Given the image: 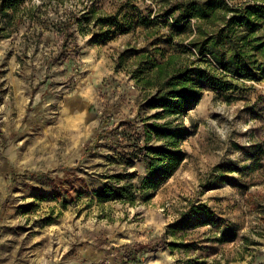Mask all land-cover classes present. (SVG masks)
I'll list each match as a JSON object with an SVG mask.
<instances>
[{
  "label": "rangeland",
  "instance_id": "1",
  "mask_svg": "<svg viewBox=\"0 0 264 264\" xmlns=\"http://www.w3.org/2000/svg\"><path fill=\"white\" fill-rule=\"evenodd\" d=\"M160 1L135 0L118 18L123 33L111 36L81 18L92 9L113 16L127 0H22L14 32L0 21V264H264V80L236 79L229 91L198 80L202 98L174 122L191 135L172 177L147 202L95 196L116 175L127 177L122 183L135 175L139 187L146 148L169 149L146 142L148 126L174 118H151L162 114L151 105L156 87L134 72L142 55L196 57L178 48L189 39L160 17ZM189 1L207 2L168 0L166 8ZM147 16L158 23L152 37L141 26ZM252 20L236 27L239 35L264 36V18ZM192 206L189 224L169 231ZM163 234L166 244L124 259Z\"/></svg>",
  "mask_w": 264,
  "mask_h": 264
},
{
  "label": "trees",
  "instance_id": "2",
  "mask_svg": "<svg viewBox=\"0 0 264 264\" xmlns=\"http://www.w3.org/2000/svg\"><path fill=\"white\" fill-rule=\"evenodd\" d=\"M21 1L0 0V21L5 25L4 29L8 34L14 32L15 28L22 24L21 20H18L20 12L18 5ZM134 1L127 0V3L119 9L122 11L113 16H97L95 9H92L81 19L89 23L91 18H95L96 24L107 28L105 32L103 31V36L116 35L123 31L118 23L120 14ZM167 3L168 0L160 1L163 12L160 17L168 18L167 20L172 19L171 29L178 35L183 34L188 37V45L178 48L181 49L182 53H189L196 58L185 60L182 54L175 52L168 57H164L162 54L163 62L159 63L151 60L147 55H142L140 57L142 61L139 64V69L134 72V77L141 81L144 86L156 87L151 105L153 108L161 109L162 114L153 115L151 118H174V120L165 121L163 124L157 123L148 126L146 132V142L154 138L156 141L164 142L169 149L146 148L143 159L146 165L145 175L140 179L139 187L134 186L131 181L136 177L133 174L128 175V181L125 183H122V180L127 177L112 176L110 182L103 184L101 188L95 191V196L100 203L115 199L122 203L134 205L137 198L147 202L153 197L151 192L156 191L167 182L179 169L186 158V155L180 151L179 144L191 135V130L183 124L174 126V122L179 121L202 98L203 87L198 83V80L207 82L214 87H220L223 91L236 89L233 84V80L236 79L264 80V36L239 35L236 29L243 24L251 23L252 25V19H259L260 15L264 18L263 6H248L243 9L230 7L225 0H207L204 4L189 1L166 8ZM177 12L179 14L175 16ZM124 20L125 18H123ZM192 20H195L194 24ZM124 23L127 27L126 31L132 29L133 22L128 23L125 20ZM157 24L147 16L142 19L141 26L152 37L156 33ZM69 25L71 24H64L65 41L68 38ZM81 32L84 33L85 31L81 30ZM258 53H261L262 59L258 57ZM211 60L223 70L224 74L214 68ZM223 181L232 182L235 179L225 178ZM209 187H212L211 184ZM239 187L245 188V185ZM200 207L206 215L210 214L207 206L200 205ZM196 209L195 206H192L190 211L183 214L181 221L171 224L168 230L184 229L189 224V214L197 211ZM208 222L207 218L205 223ZM164 237L165 234L158 239L156 244L134 245L125 254L124 259L128 262H134L140 254L153 251L161 244H166ZM180 246L181 244L175 242L169 244L173 250L180 248ZM185 247L189 248L190 245Z\"/></svg>",
  "mask_w": 264,
  "mask_h": 264
}]
</instances>
